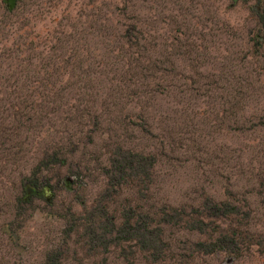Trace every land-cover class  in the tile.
<instances>
[{"label":"rangeland","instance_id":"374dc122","mask_svg":"<svg viewBox=\"0 0 264 264\" xmlns=\"http://www.w3.org/2000/svg\"><path fill=\"white\" fill-rule=\"evenodd\" d=\"M257 7L264 0H0V264L50 253L57 264H264ZM116 148L154 158L142 193L134 181L105 188ZM36 165L39 191L27 196ZM205 199L235 211L187 229ZM163 208L176 215L157 221L153 252L88 231L87 211L104 209L108 229L124 212L138 223ZM223 235L222 249L196 244Z\"/></svg>","mask_w":264,"mask_h":264},{"label":"trees","instance_id":"16d2710c","mask_svg":"<svg viewBox=\"0 0 264 264\" xmlns=\"http://www.w3.org/2000/svg\"><path fill=\"white\" fill-rule=\"evenodd\" d=\"M258 12L259 8H256V14L259 18L260 24L264 27V9ZM263 14H262V13ZM40 163V162H39ZM38 163V165H39ZM154 163V158L151 155L141 154L139 152H134L130 150H121L116 148L112 156L109 158V166L104 169L105 177V188H113L123 185L125 182L134 181L136 183L135 192L142 193L143 190L147 189V185L150 182L151 177V167ZM38 165H36L29 175L25 176L22 179V185L25 192H28L27 196H31L34 193L39 191L38 180L36 178V173L39 170ZM23 195V193H22ZM25 196H18L16 198V207L20 201H22ZM169 211L175 212L176 209H159L160 217L158 220L153 219L152 215L146 212L143 214L140 222L137 223V216L133 214L134 211L130 213L125 212L121 215L120 221L117 225H114L112 222H109L110 227L105 228L104 224L101 225L98 222L99 217L103 216L106 212L104 209L101 211H87L86 220L88 231L97 237H104L107 234H113L115 240H136L140 248L145 251L153 252L158 249L161 240V226L159 223H168L176 214H169ZM235 211V206L227 202H212L209 199H205L202 202L201 209L194 208L192 209L193 215H187L185 225L187 229H193L197 232H204V227L206 225L205 220L215 217L220 218L227 213ZM97 222V225L95 226ZM153 223V224H152ZM96 228H99V232L96 231ZM222 237H216L213 241L209 242H197L198 248L204 252H212L215 250L222 249L224 246L221 244L224 239ZM226 238V237H225ZM107 248H102V251L105 252ZM43 264H57V257L54 253L47 255L46 260Z\"/></svg>","mask_w":264,"mask_h":264},{"label":"water","instance_id":"95a60500","mask_svg":"<svg viewBox=\"0 0 264 264\" xmlns=\"http://www.w3.org/2000/svg\"><path fill=\"white\" fill-rule=\"evenodd\" d=\"M9 8L14 5L15 0H7Z\"/></svg>","mask_w":264,"mask_h":264}]
</instances>
